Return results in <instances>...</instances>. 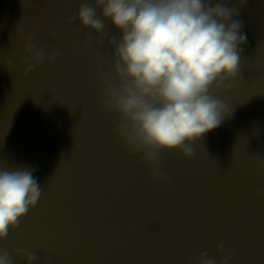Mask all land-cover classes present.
Here are the masks:
<instances>
[{
  "label": "water",
  "instance_id": "95a60500",
  "mask_svg": "<svg viewBox=\"0 0 264 264\" xmlns=\"http://www.w3.org/2000/svg\"><path fill=\"white\" fill-rule=\"evenodd\" d=\"M83 2L94 6L0 0V167L37 168L42 192L0 252L14 264H28L18 249L38 264H196L207 252L220 264L231 251L232 264H264V169L257 167L264 159V0H225L247 36L237 76L210 90L230 115L191 144L192 158L160 153L167 183L142 153L125 148L118 114L100 102V66L85 45L100 36L78 20L66 23ZM104 24V34L119 40ZM33 25L37 50L58 57L28 71L24 46ZM107 52L105 73L114 65L112 46Z\"/></svg>",
  "mask_w": 264,
  "mask_h": 264
},
{
  "label": "clouds",
  "instance_id": "9594fccd",
  "mask_svg": "<svg viewBox=\"0 0 264 264\" xmlns=\"http://www.w3.org/2000/svg\"><path fill=\"white\" fill-rule=\"evenodd\" d=\"M230 3L231 0H228ZM245 2V0H241ZM101 9L97 16L96 9ZM238 12L225 0H94L81 3V28L102 36L104 20L120 33L111 38L113 69L98 68L103 84L101 104L119 117L117 135L131 152L142 153L152 165L153 176L167 183L160 171V153L179 150L194 156L191 144L219 128L230 115L226 105L210 90L237 76L240 56L247 42ZM23 32V28L16 29ZM27 70L47 60L55 63L58 53L37 50L32 37L25 40ZM264 169V159L257 161ZM35 167H0V240L34 208L41 197ZM264 196V192L260 193ZM217 251L225 253L223 243ZM28 264H38L35 254L17 250ZM233 252L220 264H232ZM0 264H14L7 252H0ZM196 264H217L207 252Z\"/></svg>",
  "mask_w": 264,
  "mask_h": 264
},
{
  "label": "snow or ice",
  "instance_id": "6c2138e0",
  "mask_svg": "<svg viewBox=\"0 0 264 264\" xmlns=\"http://www.w3.org/2000/svg\"><path fill=\"white\" fill-rule=\"evenodd\" d=\"M36 2H37V0H33L34 5H36ZM65 4H67V0H65ZM75 17H76L75 15L68 17L66 20V23L68 25H72L76 21ZM26 30L27 29H25V31ZM39 31H40V29L38 28V26L33 25L32 29L27 32V35L34 38V37H36V35L38 34ZM76 31H77V35H79L80 29H77ZM111 38L112 37H109L107 34H103L100 37H93V39L96 40V43L93 45H88L87 42H85L86 47L89 49L90 52H92L95 60L98 62L99 66L102 68H105V67L109 66V64H110V56L108 55L107 49L111 47L110 43H109ZM4 54L5 53L0 51V55H4ZM259 69L264 71V65H261V67ZM20 227H21V224L19 223V226L17 228H15L13 231L14 232L18 231L20 229ZM8 236H9V233H8ZM8 236H7V238H8ZM6 239L0 240V241H5ZM185 264H192V262H191V260H186Z\"/></svg>",
  "mask_w": 264,
  "mask_h": 264
}]
</instances>
